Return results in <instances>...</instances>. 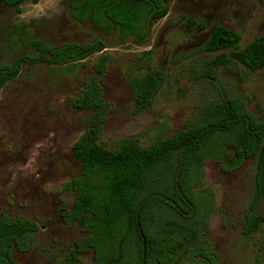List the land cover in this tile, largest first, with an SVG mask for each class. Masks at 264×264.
Masks as SVG:
<instances>
[{"label":"rangeland","instance_id":"374dc122","mask_svg":"<svg viewBox=\"0 0 264 264\" xmlns=\"http://www.w3.org/2000/svg\"><path fill=\"white\" fill-rule=\"evenodd\" d=\"M187 18L206 28L197 32L186 25ZM214 24L239 33L242 47L264 32V0H171L167 14L152 25L146 39L137 42L128 36L124 43L89 20H74L69 0L0 3V64L26 52L23 41L31 37L54 46L102 38L112 61L101 79L109 104L101 138L112 144L120 137H137L147 146L200 121L225 95L264 117V68L249 71L233 64L219 67L215 79L207 76L204 61L211 52L204 44ZM101 53L71 67L23 63L19 74L0 90V210L39 226L29 237L28 249L13 250L19 264H59L85 235L77 222L67 223L61 215L75 197L63 186L81 171L71 145L91 116L90 110L73 108L70 99ZM150 70L161 72L162 83L151 106L137 111L128 80ZM254 168V158L230 171L213 158L193 168L194 218L204 222L199 231L212 245L213 261L193 250L185 264H257L258 255L264 254V225L251 237L243 234ZM257 211L264 218V199ZM79 256L84 264L93 260L91 249Z\"/></svg>","mask_w":264,"mask_h":264},{"label":"trees","instance_id":"16d2710c","mask_svg":"<svg viewBox=\"0 0 264 264\" xmlns=\"http://www.w3.org/2000/svg\"><path fill=\"white\" fill-rule=\"evenodd\" d=\"M24 1L0 3L14 6ZM28 1L36 4L40 0ZM170 2L69 0V7L74 20H89L104 34H114L116 42L124 43L128 36L137 42L146 39L152 25L167 14ZM186 25L194 26L197 32L206 28L191 18ZM23 42L26 52L0 64V90L19 74L23 63L71 67L102 52L70 99L73 108L90 110L91 116L71 145L81 171L63 186L65 191L75 192V197L61 215L67 223L77 222L85 235L59 264H84L79 254L90 249L93 260L89 264H185L184 258L193 250L213 261L209 255L212 245L199 231L204 222L194 218L191 186L193 168L210 158L226 171L254 158V190L244 213L243 234L251 237L262 229L264 218L257 209L264 199V117L254 116L242 102L225 95L200 121L171 136L155 138L147 146L137 137H120L108 144L101 138L109 112L101 79L112 61L105 41L96 36L88 42L69 41L60 46L35 37ZM204 49L211 52V58L204 61L211 79L221 66L239 64L249 71L264 68V32L241 47L239 33L214 24ZM128 83L135 109L143 111L158 93L162 75L150 70L129 77ZM38 230L37 222L0 210V264H19L13 250L28 249L29 237ZM257 264H264V254L258 255Z\"/></svg>","mask_w":264,"mask_h":264}]
</instances>
